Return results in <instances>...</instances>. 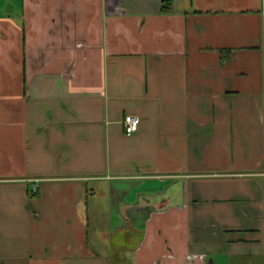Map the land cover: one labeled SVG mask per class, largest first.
<instances>
[{
  "label": "crops",
  "instance_id": "crops-1",
  "mask_svg": "<svg viewBox=\"0 0 264 264\" xmlns=\"http://www.w3.org/2000/svg\"><path fill=\"white\" fill-rule=\"evenodd\" d=\"M0 264H264V0H0Z\"/></svg>",
  "mask_w": 264,
  "mask_h": 264
},
{
  "label": "built area",
  "instance_id": "built-area-1",
  "mask_svg": "<svg viewBox=\"0 0 264 264\" xmlns=\"http://www.w3.org/2000/svg\"><path fill=\"white\" fill-rule=\"evenodd\" d=\"M139 125V118L132 115L125 116L123 120L124 131L130 135L137 131Z\"/></svg>",
  "mask_w": 264,
  "mask_h": 264
}]
</instances>
